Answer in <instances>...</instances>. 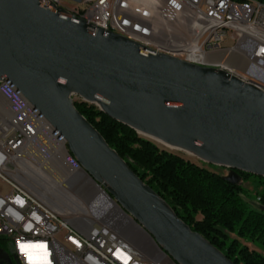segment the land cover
<instances>
[{"label": "water", "instance_id": "obj_1", "mask_svg": "<svg viewBox=\"0 0 264 264\" xmlns=\"http://www.w3.org/2000/svg\"><path fill=\"white\" fill-rule=\"evenodd\" d=\"M81 4L82 0H69ZM10 81L66 139L83 171L173 264H235L174 210L77 110L74 96L149 139L264 178V90L164 54L42 0H0V82Z\"/></svg>", "mask_w": 264, "mask_h": 264}, {"label": "built area", "instance_id": "obj_2", "mask_svg": "<svg viewBox=\"0 0 264 264\" xmlns=\"http://www.w3.org/2000/svg\"><path fill=\"white\" fill-rule=\"evenodd\" d=\"M67 1L73 6L63 0H42V4L65 8L69 16L82 18L93 34L113 32L152 54L215 68L264 90V3L259 0ZM246 7H253V14H246ZM0 98L4 101L0 110V182L15 187L13 198H0V215H4L0 238L11 242L16 261L173 264L166 254L163 259L155 258L159 247L134 219L129 228L120 230V237H112L95 226L88 197L84 200L74 194L83 205L67 211L33 190L30 172H38L42 178L57 177L63 183L61 180L68 182L78 176L82 166L72 157L65 138H55V127L23 102V94L13 93L10 81L0 82ZM44 169L51 172L38 171ZM91 181L79 178L74 186L80 192L87 185L91 188ZM112 214L107 211L106 219H112ZM122 234H132L133 242H122Z\"/></svg>", "mask_w": 264, "mask_h": 264}, {"label": "trees", "instance_id": "obj_3", "mask_svg": "<svg viewBox=\"0 0 264 264\" xmlns=\"http://www.w3.org/2000/svg\"><path fill=\"white\" fill-rule=\"evenodd\" d=\"M75 107L193 231L235 264H264V210L250 206L246 199L249 191L241 184L160 149L154 141L114 120L94 104L75 101ZM237 172L245 183L258 178L263 190L257 200L264 208V178ZM7 240L1 237L0 244ZM250 244L261 252L251 250Z\"/></svg>", "mask_w": 264, "mask_h": 264}, {"label": "bare ground", "instance_id": "obj_4", "mask_svg": "<svg viewBox=\"0 0 264 264\" xmlns=\"http://www.w3.org/2000/svg\"><path fill=\"white\" fill-rule=\"evenodd\" d=\"M54 7L57 8L60 6H54ZM246 14H253V7H246ZM177 59L183 61V58H177ZM11 90H13V93H20L13 84H11ZM23 102H28V100L24 96H23ZM31 106L34 107L32 104ZM55 138H64V137L57 130H55ZM152 141L156 142L159 145L165 146L186 158L198 159L197 156H195L193 153L189 151L167 145L158 140L152 139ZM65 145H68L66 139H65ZM72 157L74 156L72 155ZM38 171L51 172L47 169L46 170L44 169V171L41 170ZM78 172H79L77 174L78 176H74L68 182L61 180L63 183L59 182L60 179L57 177H53V176L48 177L46 175L45 178H42L38 175V172H30L29 177L32 184L29 185L33 190H35L37 193H40L47 201H49V203H51L56 208L67 211H76L79 207H82L83 204L81 203L80 199L75 198V196L72 193H70L69 189L66 188L73 187L74 184L79 180V178H84L87 182L91 181L89 177L85 175V173H83L84 171L82 169H80ZM47 177L48 179H46ZM5 185H7L10 192L5 195H2L1 193L0 198L1 197L13 198L15 196V187H11V184H5ZM91 189H94V193H93L94 195L92 194V202H88V201L86 202L88 203L89 210H94L95 226L100 231H105L107 234H109L112 237H120V230L130 227V223L133 220L132 216L129 215L116 202L114 198L110 197V195L108 194L105 188L98 187V185L94 181H91ZM93 202L97 205L96 207L95 206L93 207L94 204ZM98 202H100L99 208H98ZM107 211H111L113 213L112 219H106ZM3 226H4V215H0V227ZM122 242H133V235L122 234ZM155 258L163 259L164 253L161 250H155Z\"/></svg>", "mask_w": 264, "mask_h": 264}, {"label": "rangeland", "instance_id": "obj_5", "mask_svg": "<svg viewBox=\"0 0 264 264\" xmlns=\"http://www.w3.org/2000/svg\"><path fill=\"white\" fill-rule=\"evenodd\" d=\"M63 1L67 5H72L73 6V4L71 2H68L67 0H63ZM80 7L83 8L84 6L81 5ZM74 100L75 101H82V99L80 97H74ZM157 145L162 150H166V151L171 152L173 154L179 155L180 157H182V158H184V159H186L188 161H191V162L197 164L198 166L205 167V168L209 169L210 171L217 172V173H219V174H221V175H223L225 177H229V176H231L233 174V172L230 169H227V168H224V167H217L215 165L210 166V164L202 162V161H200L198 159L186 158V157L174 152L173 150H171V149H169V148H167L165 146H162V145H159V144H157ZM257 179H258L257 177H253L249 182L245 183L242 180H239L238 183L241 184L245 189H247L249 191L248 192V197L246 199H247L248 203L250 204V206L253 209H255V210H264V208L260 205V203L257 200V195H259L262 192V190H263V188H259ZM71 189L72 190H70V193H72L73 195L75 194L78 197L80 196L82 198L84 196V200L88 197L86 199V201L92 202L93 190L88 185L85 186L83 188V190H80V192H79V186H77V187L74 186ZM9 192H10V190L7 187V185L2 184L0 182V194L2 193V195H5V194H8ZM94 206L96 207L97 205L94 203L93 207ZM138 240L140 241V243H142V245H144L146 248H148L146 246L145 241L141 237H138ZM249 247H250L251 250H257V251L261 252V250L259 248H257L256 246L253 247L252 244H250ZM2 250H5L6 252H10L11 253L12 252L11 242L7 240L6 242L0 244V251H2ZM17 264H21V263L17 261Z\"/></svg>", "mask_w": 264, "mask_h": 264}, {"label": "flooded vegetation", "instance_id": "obj_6", "mask_svg": "<svg viewBox=\"0 0 264 264\" xmlns=\"http://www.w3.org/2000/svg\"><path fill=\"white\" fill-rule=\"evenodd\" d=\"M17 264L16 259L5 250L0 251V264Z\"/></svg>", "mask_w": 264, "mask_h": 264}, {"label": "crops", "instance_id": "obj_7", "mask_svg": "<svg viewBox=\"0 0 264 264\" xmlns=\"http://www.w3.org/2000/svg\"><path fill=\"white\" fill-rule=\"evenodd\" d=\"M4 107V101L0 98V110Z\"/></svg>", "mask_w": 264, "mask_h": 264}]
</instances>
